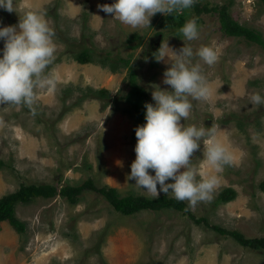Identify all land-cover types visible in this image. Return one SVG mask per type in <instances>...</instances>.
Returning a JSON list of instances; mask_svg holds the SVG:
<instances>
[{
  "label": "rangeland",
  "instance_id": "374dc122",
  "mask_svg": "<svg viewBox=\"0 0 264 264\" xmlns=\"http://www.w3.org/2000/svg\"><path fill=\"white\" fill-rule=\"evenodd\" d=\"M112 2L15 0L16 12L0 9V25H16L19 16L29 11L44 12L56 45L54 59L45 70L56 81L55 91L37 87L32 108L0 104V160L4 162L0 197L21 184L60 189L92 179L97 187L116 188L120 196L150 198L128 179L135 159L134 129L141 125L123 98L129 89L128 66L154 103L152 86L170 90L163 83V72L170 65L153 56L160 45L163 50L166 41L179 50L184 43L194 51L208 45L218 52L217 62L208 66L198 57L193 60L201 63L211 93L203 100L189 98L190 116L181 119L185 126L215 129L233 155V164L219 174L211 202L191 207L183 201L196 218H206L208 223H195L174 208L121 215L90 190H84L75 204L59 195L37 197L15 207L16 217L24 223L21 233L8 221H0V264H264L263 248L241 245L211 227L237 230L247 239L264 237V105L250 103L252 94L264 96V47L227 35L220 22L224 11L264 41V3L196 0L183 15L156 13L150 26L132 29L98 7ZM193 17L199 38L187 41L179 28ZM132 35L135 40H130ZM79 50H88L93 60H74L72 52ZM104 58L116 62L118 69L103 67L99 60ZM101 88L107 90L105 96L97 94ZM204 151L202 139L191 163L198 173L210 174L213 170ZM228 187L235 197L227 203L217 201L218 193ZM162 195L174 198L171 192Z\"/></svg>",
  "mask_w": 264,
  "mask_h": 264
},
{
  "label": "clouds",
  "instance_id": "9594fccd",
  "mask_svg": "<svg viewBox=\"0 0 264 264\" xmlns=\"http://www.w3.org/2000/svg\"><path fill=\"white\" fill-rule=\"evenodd\" d=\"M195 2L113 0L111 4L98 7L112 18L137 29L150 26V17L156 13L183 15ZM0 9L16 12L15 0H0ZM179 32L184 40H197V19L193 17L186 20ZM54 36V29L40 10L19 16L16 25H0V40L3 41V48L0 49V104L32 108L37 87L55 91V79L45 74L56 52ZM155 53L153 56L157 62L164 61L170 65L163 72V83L170 90L162 89L159 85L152 86L154 103L145 102V122L134 129L135 159L130 164L128 179L134 181L137 188L149 193L152 199L159 198L161 193L171 192L176 200L188 201L191 207L199 202H211L220 184L219 174L225 166L233 164V155L218 138L215 129L194 124L185 126L181 119L185 121L190 116L193 105L189 98L203 100L211 93L201 63L194 62L193 58L198 57L204 64L211 66L217 62L218 52L208 45H201L194 51L184 43L179 50H174L165 41L163 50L160 45ZM250 103L262 106L264 96L252 94ZM202 139L206 164L213 170L210 174L198 173L191 163L193 153L200 149ZM149 170L154 174H150Z\"/></svg>",
  "mask_w": 264,
  "mask_h": 264
},
{
  "label": "trees",
  "instance_id": "16d2710c",
  "mask_svg": "<svg viewBox=\"0 0 264 264\" xmlns=\"http://www.w3.org/2000/svg\"><path fill=\"white\" fill-rule=\"evenodd\" d=\"M264 3V0H261ZM220 22L223 31L229 36H241L246 38L249 42L258 43L264 47V41L261 36L254 30L249 29L233 20L229 14H225L224 11L220 16ZM130 40H135L136 35L130 36ZM88 50H79L72 52V58L79 63H88L93 59ZM95 61V60H94ZM103 67H109L112 71H116L117 63H109L107 58L99 60ZM121 64L127 65L128 62L123 59H119ZM118 66V65H117ZM128 83L129 89L124 95V100L138 117L141 125L144 120V104L150 103V97L141 85L136 81V73L131 65L128 66ZM92 91V90H91ZM100 96H105L107 90L101 88L97 92ZM4 162L0 160V168H3ZM262 185V184H261ZM84 190H90L98 193L112 206V208L121 215H131L142 210L159 211L162 209L174 208L179 211H184L195 223L207 224L206 218L195 217L190 211L187 204L183 201H178L175 198H169L167 196H159V198L152 199L145 196L128 194L120 196L117 189L108 185L97 187L93 184L92 179H87L83 183L78 185H67L57 189V187L50 184H21L15 191L7 193L0 197V221H8L11 226L17 231H24V223L19 220L15 215V207L18 203H27L37 197L52 198L57 195L65 197L69 200V203L75 204L79 201V195ZM235 197V192L232 188H224L217 195V201L221 203H227ZM215 231L219 233H225L233 237L239 244L249 246L252 248L264 249V237L257 239H247L241 232L237 230H227L217 225L211 226Z\"/></svg>",
  "mask_w": 264,
  "mask_h": 264
}]
</instances>
